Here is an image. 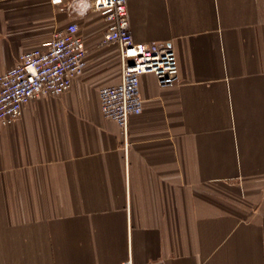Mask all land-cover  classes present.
Returning <instances> with one entry per match:
<instances>
[{
  "label": "crops",
  "instance_id": "crops-1",
  "mask_svg": "<svg viewBox=\"0 0 264 264\" xmlns=\"http://www.w3.org/2000/svg\"><path fill=\"white\" fill-rule=\"evenodd\" d=\"M137 42L180 81L140 77L128 133L101 110L121 81L107 22L0 0V73L76 21L85 71L0 127V264H264V0H128Z\"/></svg>",
  "mask_w": 264,
  "mask_h": 264
},
{
  "label": "built area",
  "instance_id": "built-area-1",
  "mask_svg": "<svg viewBox=\"0 0 264 264\" xmlns=\"http://www.w3.org/2000/svg\"><path fill=\"white\" fill-rule=\"evenodd\" d=\"M78 16L90 11L107 22L101 43L119 46L121 81L99 90L103 115L128 133L129 119L143 111L142 74L151 73L161 87L180 81L175 49L165 43L137 42L129 26L128 0H51ZM88 49L76 21L56 30L43 44L24 51L15 64L0 73V127L13 124L31 101L41 95L61 96L85 71ZM123 264H131L128 260Z\"/></svg>",
  "mask_w": 264,
  "mask_h": 264
}]
</instances>
